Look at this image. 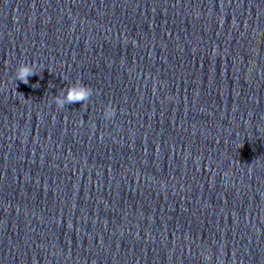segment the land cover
<instances>
[{
  "label": "clouds",
  "instance_id": "clouds-1",
  "mask_svg": "<svg viewBox=\"0 0 264 264\" xmlns=\"http://www.w3.org/2000/svg\"><path fill=\"white\" fill-rule=\"evenodd\" d=\"M34 74H37V72L35 71L34 65L30 66L26 63L21 62L16 68L15 79L16 81L19 80L27 85L29 84V77H31ZM31 86L33 88H36L39 85L33 84ZM92 91L93 90L90 87L85 86L81 84L79 81H77L75 84L70 85L67 88L66 92L62 90L60 95L53 97V100L58 108H63L66 104L70 105V104H74L77 102H80L81 104H83L89 100L90 96L92 95ZM19 94L22 98H24L22 93H19ZM115 114H116V111L111 105H108L105 107L104 112H103V116L105 120H109L113 118ZM205 259L210 262L212 257L209 254L205 256Z\"/></svg>",
  "mask_w": 264,
  "mask_h": 264
}]
</instances>
